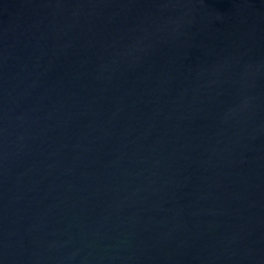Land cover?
I'll return each mask as SVG.
<instances>
[{"label":"water","instance_id":"95a60500","mask_svg":"<svg viewBox=\"0 0 264 264\" xmlns=\"http://www.w3.org/2000/svg\"><path fill=\"white\" fill-rule=\"evenodd\" d=\"M0 264H264V0H0Z\"/></svg>","mask_w":264,"mask_h":264}]
</instances>
